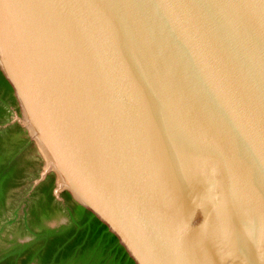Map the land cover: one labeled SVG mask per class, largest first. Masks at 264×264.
<instances>
[{"label": "water", "instance_id": "obj_1", "mask_svg": "<svg viewBox=\"0 0 264 264\" xmlns=\"http://www.w3.org/2000/svg\"><path fill=\"white\" fill-rule=\"evenodd\" d=\"M0 69L54 196L137 264H264V0H0Z\"/></svg>", "mask_w": 264, "mask_h": 264}, {"label": "trees", "instance_id": "obj_2", "mask_svg": "<svg viewBox=\"0 0 264 264\" xmlns=\"http://www.w3.org/2000/svg\"><path fill=\"white\" fill-rule=\"evenodd\" d=\"M14 111L21 115L0 69V127ZM44 164L19 123L0 129V264H137L118 236L68 191L61 194L64 202L56 199L54 173L27 197ZM63 218L64 224L50 225Z\"/></svg>", "mask_w": 264, "mask_h": 264}, {"label": "rangeland", "instance_id": "obj_3", "mask_svg": "<svg viewBox=\"0 0 264 264\" xmlns=\"http://www.w3.org/2000/svg\"><path fill=\"white\" fill-rule=\"evenodd\" d=\"M66 222V219H60V220H58V221H54V222H52L50 225L52 226V227H56V226H58V225H61V224H64ZM28 239H24V241H27Z\"/></svg>", "mask_w": 264, "mask_h": 264}, {"label": "flooded vegetation", "instance_id": "obj_4", "mask_svg": "<svg viewBox=\"0 0 264 264\" xmlns=\"http://www.w3.org/2000/svg\"><path fill=\"white\" fill-rule=\"evenodd\" d=\"M12 238H13V237L11 236L10 239H12ZM26 239H28V238H26Z\"/></svg>", "mask_w": 264, "mask_h": 264}]
</instances>
